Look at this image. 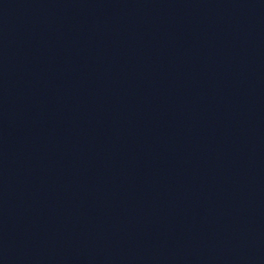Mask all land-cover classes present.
I'll use <instances>...</instances> for the list:
<instances>
[{
    "label": "water",
    "instance_id": "water-1",
    "mask_svg": "<svg viewBox=\"0 0 264 264\" xmlns=\"http://www.w3.org/2000/svg\"><path fill=\"white\" fill-rule=\"evenodd\" d=\"M0 264H264V0H0Z\"/></svg>",
    "mask_w": 264,
    "mask_h": 264
}]
</instances>
